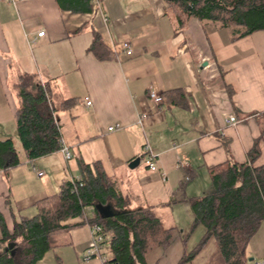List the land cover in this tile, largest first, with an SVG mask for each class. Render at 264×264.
<instances>
[{
  "label": "crops",
  "instance_id": "obj_1",
  "mask_svg": "<svg viewBox=\"0 0 264 264\" xmlns=\"http://www.w3.org/2000/svg\"><path fill=\"white\" fill-rule=\"evenodd\" d=\"M93 2L92 12L75 13L56 0H0V141L11 138L21 162L0 169V214L12 231L14 214L27 216L37 201L80 176L79 160L101 161L133 207L155 206L165 226L173 227L170 244L149 253L147 263L178 264L197 245H189L190 237L184 243L187 228L176 219L183 203L166 204L197 196L206 178L211 180V167L248 161L264 130V30L239 36L240 27L197 18L179 30L166 0ZM96 35L109 57L90 50ZM124 41L131 42L133 55L122 50ZM22 76L33 77L51 100L71 159L60 149L27 157L16 122ZM151 89L164 97L160 111L149 97ZM231 114L238 125L228 123ZM116 124L121 128L110 131ZM145 145L158 154L155 171L145 162ZM260 147L255 165L264 164V135ZM138 157L140 164L130 168ZM89 232L85 225L58 236L60 246L45 264H100L82 260ZM198 256L185 264H195ZM246 257L247 264L264 262V221Z\"/></svg>",
  "mask_w": 264,
  "mask_h": 264
},
{
  "label": "trees",
  "instance_id": "obj_2",
  "mask_svg": "<svg viewBox=\"0 0 264 264\" xmlns=\"http://www.w3.org/2000/svg\"><path fill=\"white\" fill-rule=\"evenodd\" d=\"M56 1L60 8L75 13L92 12L94 8L93 0ZM166 2L176 16L179 30L191 18L240 27L239 36L264 30V0ZM90 50L99 58L110 56L99 35ZM19 94L17 131L27 157L34 160L59 150L62 134L41 84L33 77L22 76ZM73 102L69 101L70 106ZM263 135L264 130L250 149L248 161L228 160L209 169L211 188L207 192L187 199H173L166 204L183 203L190 207L193 219L189 231L183 234L184 243L200 226L205 228L197 246L186 252L178 264L194 260L212 239L217 251L208 264H247V246L264 221V164L255 165L262 153ZM20 163L13 140L0 141V169L13 168ZM78 166L80 176L64 181L57 193L37 201L33 216L14 214L12 231L0 214V249L7 245L0 254V264H42L48 254L60 246L58 236L94 223L103 228L109 264H148L149 253L170 244L173 227L165 226L155 206L133 207L130 196L118 190L101 161L79 160ZM99 203H111L120 212L103 218L95 209ZM88 208L94 210V216H87Z\"/></svg>",
  "mask_w": 264,
  "mask_h": 264
},
{
  "label": "built area",
  "instance_id": "obj_3",
  "mask_svg": "<svg viewBox=\"0 0 264 264\" xmlns=\"http://www.w3.org/2000/svg\"><path fill=\"white\" fill-rule=\"evenodd\" d=\"M5 1L17 3L19 1H28V0H5ZM96 1L98 2V0H96ZM44 34H45L44 30L39 31L38 37L44 36ZM36 41H37L36 38L30 40V42L33 44H35ZM122 50L127 55H133L135 53L134 48L132 47V44L130 41H124L122 43ZM149 97L152 100V102L156 108V111H160L162 109L163 102H164V97L162 96V94L158 90L151 89L150 93H149ZM47 98H48V103H49L50 107L52 108V102L48 96H47ZM85 101H86L87 107H91L93 105V102L90 99V97H85ZM144 117H146V115H143L139 119V121L142 122ZM228 123L232 126H236V125H238L239 120L234 114H231L228 117ZM118 128H121L120 124H116V125L109 127V130L114 131ZM60 150L62 151L66 160H69L72 158V152H71L69 146L66 144V142L64 141L63 138L61 139ZM144 152H145V162L148 165V167L152 171L157 170L158 169V167H157V156H158V154L154 153L149 145L144 146ZM183 166L186 167V164H184ZM38 174L41 176L44 174V172L39 171ZM163 179L164 180L166 179L165 173H163ZM189 179H190V176L186 175L185 181H188ZM89 227H90V233H91V243L89 244V246L84 251L83 260L89 261V260L98 258L101 260L102 264H109L108 263L109 259H108V254H107V248H106V238L102 233V229H103L102 226L97 224V223H94V224L90 225ZM256 264H263V263L260 262V263H256Z\"/></svg>",
  "mask_w": 264,
  "mask_h": 264
},
{
  "label": "rangeland",
  "instance_id": "obj_4",
  "mask_svg": "<svg viewBox=\"0 0 264 264\" xmlns=\"http://www.w3.org/2000/svg\"><path fill=\"white\" fill-rule=\"evenodd\" d=\"M142 166H144V165L142 164ZM204 184L205 185H203V184L200 185V187H202V186L203 187L201 188V191H198L197 195H201V194L207 192L211 188V180H209L208 178H206V181H205ZM205 188H208V189H206V191H203ZM177 209H178V211L176 210V212H177L176 213V219L180 220V222H181L180 224H182L183 228H187V231H189V229H190L189 226H191L192 219H193L192 218V212L190 210V207L188 205H186V204L185 205L184 204H181ZM87 212H86V214H87V216H89L91 214V211L90 210H87ZM35 213H36V210L34 209V210H32V212H28L26 214H27V216H30L31 217ZM83 230L86 232L87 231L86 227ZM204 232H205V228L203 226H200L198 229L195 230V232L191 233L190 234L189 245L190 246L192 244L197 245L199 243V241L201 240V238L203 237ZM89 234H90L89 243H91V233L89 232ZM216 251H217V246H216L215 241L212 239L203 248L201 254L195 260V264H208L210 262L211 257L215 254ZM2 252H3V250L1 249L0 250V254ZM67 254H68V252H64V255L67 256ZM52 255H54V253L53 252H50L48 254V257L50 258V257H52ZM81 256H82V260H83L84 252H83V254H81ZM96 260L98 261L97 263L102 264L100 259L96 258ZM45 263H46V260H44V262L42 264H45Z\"/></svg>",
  "mask_w": 264,
  "mask_h": 264
},
{
  "label": "water",
  "instance_id": "obj_5",
  "mask_svg": "<svg viewBox=\"0 0 264 264\" xmlns=\"http://www.w3.org/2000/svg\"><path fill=\"white\" fill-rule=\"evenodd\" d=\"M141 162V159L138 157V158H135L134 160H132L129 164V167L130 168H135L137 167ZM95 209L100 213V215L103 217V218H110V217H114L116 216L117 214H119L120 211L116 210L114 208V206L109 203V204H102V203H99L95 206ZM12 245L9 244L8 245V248H11Z\"/></svg>",
  "mask_w": 264,
  "mask_h": 264
}]
</instances>
